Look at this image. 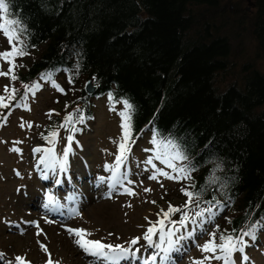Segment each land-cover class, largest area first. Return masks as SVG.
<instances>
[{
    "label": "trees",
    "instance_id": "trees-1",
    "mask_svg": "<svg viewBox=\"0 0 264 264\" xmlns=\"http://www.w3.org/2000/svg\"><path fill=\"white\" fill-rule=\"evenodd\" d=\"M249 1L251 11L221 0H6L9 18L26 28L28 55L16 59V81H0L19 90L17 96L38 79L45 91L57 78L70 90L63 102L65 96L51 98L62 107L48 119L42 142L65 113L79 109L92 122L93 100L123 107L127 100L132 140L145 131L156 142L173 140L187 157L178 166L194 169L190 180L166 186L164 193L184 199L170 204L183 208L182 188L200 192L192 212L211 207L222 214L209 238L255 226L258 240L264 232V71L247 60L236 72L232 66L244 43L264 59V0ZM0 35L1 53L9 42ZM231 72L232 81L220 86L218 77ZM90 79L95 89L87 95L80 81Z\"/></svg>",
    "mask_w": 264,
    "mask_h": 264
},
{
    "label": "rangeland",
    "instance_id": "rangeland-1",
    "mask_svg": "<svg viewBox=\"0 0 264 264\" xmlns=\"http://www.w3.org/2000/svg\"><path fill=\"white\" fill-rule=\"evenodd\" d=\"M226 1H232L241 9L247 8L246 11H251L252 7L248 6L245 0L243 2L221 0V4ZM228 8L231 9V6ZM2 37L7 41L4 35ZM0 47L4 48L3 44ZM8 47L7 45L5 51L9 50ZM5 51L1 50V53ZM240 51L242 54L236 56L237 60L232 65L235 72L239 63L244 60L256 63L258 69L264 71V59L254 55L251 43H244ZM17 61L15 60L16 64ZM6 70H8L7 64L2 63L0 71L7 72ZM230 75L234 76L235 73L219 76L218 84L223 86L231 82ZM55 83L63 89V92L54 93V90L45 91V86L42 89L40 87L34 95L28 96L27 106L30 110H25L23 107L19 110L15 108L9 110L7 121L2 120L0 123L2 125L0 126V253L3 254L0 264H15L16 256L25 257L30 264H46L49 254L41 250L40 243L48 248L52 260L59 261V264H97L93 257L86 255L75 246V237L69 235L66 230L68 228L83 229L91 233L88 239L125 247H128L132 239L139 238L133 249H137L142 243L139 254L143 253L148 247L143 236L150 226L149 221H157L162 210L167 211L170 203L175 205L184 200L176 197L172 190L164 193L166 186L173 185L172 180L164 177H158L157 180L149 179L155 169L171 174L172 170L159 159H153L155 168L146 163L157 150L163 155L164 144H160V148L157 149L148 131L135 138L128 154V169L122 167V171L128 173V180L132 182L125 184L124 187L131 189L135 194L128 195L123 188L110 192L107 184H100L97 178L100 176L107 178L110 175L105 171V165L113 164L118 154V144L122 137L119 113L124 107L116 103L114 110H110L113 106L108 104V99L99 98L93 100L92 122L85 123L86 126L83 124L84 120L75 123V127L84 125V128L73 135L67 174L60 172L58 167L46 169L38 164L39 156L43 153H31V146L41 149L52 147L56 158L60 159L65 147L69 146L67 137L71 135L66 128L58 126L55 131L58 133L56 142L54 144L42 142L41 135L44 126L48 125V119L57 114V110L62 107L60 101L56 102L58 97L55 95L65 96L60 98L63 102L72 94H69L70 90L60 78H57ZM55 83L50 84L52 88L55 87ZM85 83L80 81L81 86ZM5 84L6 81H0V92L5 88L3 86ZM37 84L41 85L40 82ZM52 97L57 98L51 99ZM2 114L6 115V111ZM68 115L69 113H65L60 125ZM28 124L32 127L29 128ZM80 131L82 134L78 138L76 134ZM75 140L78 146L77 142L74 144ZM13 148L19 151H12ZM37 167L42 174L34 171ZM59 179L61 185L65 184V186L57 188L56 181ZM145 189L151 191L146 192ZM53 190L55 193L52 192ZM47 195H51L53 201L56 198L59 201L49 206L55 215L52 218L47 214L44 206ZM20 200L24 202L21 207ZM205 216L208 214L205 213ZM180 217L181 213L171 219L178 221ZM221 217L220 213L212 214L211 218L204 220L200 226L189 223L186 229H182L181 233L185 234L186 238L181 240L176 245V250L169 254V264H193V261L202 260L206 254L200 251V246L209 240L208 233ZM197 219L199 221L201 218ZM38 230L42 235H36ZM188 232L193 234L187 236ZM155 251L153 249L148 257ZM245 251L254 264H264V232L257 241H249ZM135 259L133 257L122 260V264H133ZM234 263L241 264V254L234 255ZM210 264H222V262L211 260Z\"/></svg>",
    "mask_w": 264,
    "mask_h": 264
},
{
    "label": "snow or ice",
    "instance_id": "snow-or-ice-1",
    "mask_svg": "<svg viewBox=\"0 0 264 264\" xmlns=\"http://www.w3.org/2000/svg\"><path fill=\"white\" fill-rule=\"evenodd\" d=\"M8 13L9 7L6 0H0V34L5 36L10 46L9 50L0 53V60H3L9 65L7 72L0 71V76H7L10 81L14 82L18 79L14 71L17 67L15 60L28 55V50L22 39V37L26 34V28L19 20L9 18ZM41 79L50 80L51 77L50 75H44ZM69 83H72L71 77L69 78ZM23 87L25 89L24 94L18 100L17 90L14 87L5 86V94L0 95V109H8L10 104L13 101H16V107H23L25 110H30L27 106L28 96L29 94L34 95L35 91L39 89V85H23ZM56 87L58 91L63 92V89L59 88V86ZM109 101H113L111 93H109ZM122 103L124 105V110L119 113L122 119V137L120 143L118 144V154L116 155L113 164L105 165V171L109 172L110 175L107 178L100 176L97 179L100 184L106 183L110 192L123 188L124 192L128 195H134L135 193H133L131 189L124 187L125 184H130L132 182L128 180V173L126 171H122V167L126 168L125 162L127 161L128 154L131 151L130 144L132 142L131 133L133 106L127 100L122 101ZM110 110H114V104L113 109ZM77 113L78 115L69 114L66 116L64 123L59 125V127L66 128L69 132L77 131L75 123L83 122L84 120V116L80 113L79 109H77ZM49 115H51V113H49ZM0 119L6 122L7 115L0 113ZM21 127H24L23 123L21 124ZM28 127L30 128L32 125L28 124ZM57 135V132L52 131L47 137H44V139L48 143L54 144L56 142ZM67 139L69 141V146L65 147L63 155L60 159L56 158L52 147L45 149L35 148L33 150L34 154L43 153L39 156L38 164L43 165L46 169H54L58 167L60 172L67 174L68 156L71 152V141L73 140V136L69 135ZM154 146L157 149L160 148V144L155 141V138ZM163 146L165 148L163 155L157 150L154 152L153 157L149 158L146 163L155 168V165H153V159H159L161 163L172 170L171 174L161 169H155L153 175H151L149 179L157 180L158 177H164L165 179L176 181L181 179L190 180V173L194 169L183 165L178 166V162L187 159L181 146L173 140L164 142ZM11 150L19 151L15 148ZM211 182L215 183L216 178L214 177ZM60 183V180L56 181V184L59 185ZM145 191L148 192L151 190L145 189ZM181 191L187 198L183 208H176L170 204L167 211L162 210L160 218H158L157 221H149L150 226L144 233V241H146L149 247L156 250L154 255L149 258L151 264H156L157 257H159V264H166L169 259V254L173 250H176V245L179 244L181 240L186 238L185 234L181 233V230L186 229L189 223L194 226H200L204 220L210 219L213 214V209L209 207L196 211L194 214L190 215L193 205H195L196 208H199L201 193L189 191L183 188ZM53 203V197L51 195H47L46 203L44 205L45 208L48 209ZM217 204H219V202H217ZM178 212L181 213L180 219L178 221H173L171 216ZM205 213H207L208 216H205ZM197 218L201 219L198 221ZM47 222L51 223L52 221ZM37 228L39 229L38 225ZM66 230L70 236L75 237V246L86 255L93 257L97 264H121L122 260L128 259L130 256H135V253L139 251V249H133V246L139 242V238L132 239L129 242L128 247H125L119 244H105L100 240L88 239L87 237L90 236L91 233H88L83 229L68 228ZM255 231V226H250L247 230L242 231L238 236L234 234H221L218 238L216 233H211L209 240L200 246V251L206 255L203 256L202 260L193 261V264H210L211 260L221 261L222 264H234V255L236 253L241 254V264H247L249 257L245 253V248L248 245L244 237L255 240ZM178 233H180V235H178ZM192 234V232H188L187 236H191ZM36 235L40 236L42 235V232L38 230ZM37 242L40 243L39 241ZM40 248L43 252L49 254V259L46 264H59V261L54 262L52 260L49 250L44 244L40 243ZM2 258L3 254L0 253V259ZM15 264H30V262L26 261L23 256H16ZM145 264H149V261H145Z\"/></svg>",
    "mask_w": 264,
    "mask_h": 264
},
{
    "label": "water",
    "instance_id": "water-1",
    "mask_svg": "<svg viewBox=\"0 0 264 264\" xmlns=\"http://www.w3.org/2000/svg\"><path fill=\"white\" fill-rule=\"evenodd\" d=\"M247 1V5L252 7V3L249 2V0ZM245 10H248L247 8ZM92 79L86 81V83L83 86V91L87 94V95H92V93L94 92V86L91 85ZM87 85V87H86Z\"/></svg>",
    "mask_w": 264,
    "mask_h": 264
},
{
    "label": "bare ground",
    "instance_id": "bare-ground-1",
    "mask_svg": "<svg viewBox=\"0 0 264 264\" xmlns=\"http://www.w3.org/2000/svg\"><path fill=\"white\" fill-rule=\"evenodd\" d=\"M63 182V181H62ZM18 201V200H17ZM24 204V202L22 201V200H20L19 201V205H20V207L22 206ZM24 207V206H23ZM127 263H128V261H127ZM140 263H142V264H144L143 262H140V259H135L134 260V262H133V264H140Z\"/></svg>",
    "mask_w": 264,
    "mask_h": 264
}]
</instances>
